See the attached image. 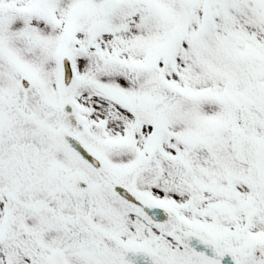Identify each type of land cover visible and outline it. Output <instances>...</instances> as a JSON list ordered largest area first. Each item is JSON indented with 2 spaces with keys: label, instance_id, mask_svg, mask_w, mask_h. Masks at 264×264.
<instances>
[{
  "label": "snow or ice",
  "instance_id": "1",
  "mask_svg": "<svg viewBox=\"0 0 264 264\" xmlns=\"http://www.w3.org/2000/svg\"><path fill=\"white\" fill-rule=\"evenodd\" d=\"M0 264H264V0H0Z\"/></svg>",
  "mask_w": 264,
  "mask_h": 264
}]
</instances>
